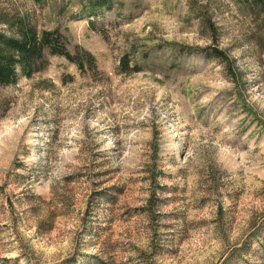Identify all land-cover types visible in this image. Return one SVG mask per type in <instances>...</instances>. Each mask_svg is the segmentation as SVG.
I'll return each instance as SVG.
<instances>
[{"label": "rangeland", "instance_id": "374dc122", "mask_svg": "<svg viewBox=\"0 0 264 264\" xmlns=\"http://www.w3.org/2000/svg\"><path fill=\"white\" fill-rule=\"evenodd\" d=\"M0 17L7 37L58 31L86 67L46 50L0 86V264H264V0Z\"/></svg>", "mask_w": 264, "mask_h": 264}, {"label": "trees", "instance_id": "16d2710c", "mask_svg": "<svg viewBox=\"0 0 264 264\" xmlns=\"http://www.w3.org/2000/svg\"><path fill=\"white\" fill-rule=\"evenodd\" d=\"M35 1L40 3L43 0ZM4 22V19L0 17V26L4 25ZM46 50L52 56L64 57L70 63L75 64L81 71L86 69L81 53H70L64 43L63 36L58 31H46L40 36L33 27L23 25L18 27L17 35L15 36L7 37L0 31V86H10L17 83L19 80L17 67H21L27 77H31L40 71V65L46 59ZM83 54L86 56L90 68L96 69L95 58L88 52ZM212 58L223 63L229 62L223 51L217 49L212 51ZM126 67L127 69L129 68L128 63ZM97 264L105 263L99 261Z\"/></svg>", "mask_w": 264, "mask_h": 264}]
</instances>
